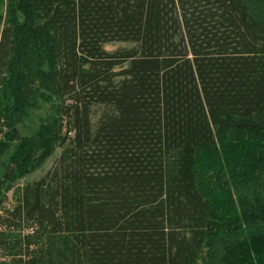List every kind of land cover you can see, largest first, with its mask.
Instances as JSON below:
<instances>
[{"label": "trees", "instance_id": "trees-1", "mask_svg": "<svg viewBox=\"0 0 264 264\" xmlns=\"http://www.w3.org/2000/svg\"><path fill=\"white\" fill-rule=\"evenodd\" d=\"M0 264H264V0H0Z\"/></svg>", "mask_w": 264, "mask_h": 264}, {"label": "rangeland", "instance_id": "rangeland-1", "mask_svg": "<svg viewBox=\"0 0 264 264\" xmlns=\"http://www.w3.org/2000/svg\"><path fill=\"white\" fill-rule=\"evenodd\" d=\"M127 45H122V44H113V45H105L103 48L106 52H113L118 50L119 48H126ZM59 154V149L54 150V153L44 162V164L33 170L31 173H29L27 176H25L23 179H21L20 181H18V183H16V185L14 186V189L17 186H23L26 185L27 183H31L34 182L36 180H38L40 177H42L48 170H50L53 167V164L55 162V159L58 157ZM11 192L8 194V199H10L11 197ZM7 207L11 208V203L9 202L7 204Z\"/></svg>", "mask_w": 264, "mask_h": 264}]
</instances>
